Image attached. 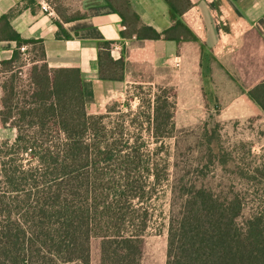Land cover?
I'll return each instance as SVG.
<instances>
[{"label":"trees","instance_id":"1","mask_svg":"<svg viewBox=\"0 0 264 264\" xmlns=\"http://www.w3.org/2000/svg\"><path fill=\"white\" fill-rule=\"evenodd\" d=\"M106 1L139 40L191 34L181 20L189 0H165L172 26L163 32L140 25L128 3L119 9L122 0ZM2 31L18 46L0 68L12 72L24 46L33 45L40 59L31 60L15 103V87L8 97L9 87L1 88L0 130L13 128L16 137L0 140V264H92L93 240L100 242V264H142L155 200L170 185L166 264H264V148L261 155L247 150L253 163L239 168L252 194L235 185L228 196L198 178H179L168 151L162 154L174 131L172 87L147 112L113 119L115 103L89 114L78 67L51 69L42 41L25 40L8 25ZM100 46V67L123 66L111 59V42ZM248 96L264 114V82ZM144 130L162 146L149 148Z\"/></svg>","mask_w":264,"mask_h":264},{"label":"crops","instance_id":"2","mask_svg":"<svg viewBox=\"0 0 264 264\" xmlns=\"http://www.w3.org/2000/svg\"><path fill=\"white\" fill-rule=\"evenodd\" d=\"M118 2L119 9L129 4L140 25L158 32L172 26L165 0ZM189 2L181 20L191 34L152 41L139 40L106 0H0V63L12 59L18 46L2 34L8 25L25 40L43 42L51 69H80L89 114L101 113L138 76L152 73L179 94L183 89L198 96L203 114L215 111L221 121L264 120L248 96L264 82V0ZM103 42H111V59L123 60V66L100 67ZM15 137L13 128L0 130L2 140Z\"/></svg>","mask_w":264,"mask_h":264},{"label":"rangeland","instance_id":"3","mask_svg":"<svg viewBox=\"0 0 264 264\" xmlns=\"http://www.w3.org/2000/svg\"><path fill=\"white\" fill-rule=\"evenodd\" d=\"M54 1L58 3V0ZM60 2L61 7L68 6L65 1ZM70 4L74 6L72 2ZM34 48L30 46L31 53L23 54V59L16 64L12 72L6 68H0V87L2 89L9 87L7 97L11 96L12 87H15L13 89V95L16 94L14 103L29 82L28 70L32 64L31 60L35 56L40 57V52ZM13 76H17L15 80ZM137 80L135 81L138 83L134 81L128 84L117 98L108 103L109 106L117 103L114 106L113 119L126 115L129 111L147 112L149 106L154 105L155 98L163 93L162 89L171 88L166 85L165 79L156 80L152 73L138 76ZM171 89L175 93L170 100L176 105L174 131L172 137L164 141L162 152L165 154L168 151L171 173L179 178L185 177L186 181L198 178L199 182L212 186L218 193L224 191L223 194L228 196L231 195L235 185L238 186L237 189L252 194L253 190L248 187L250 183H246V179H241L238 173L239 168L249 167L253 163V157L248 155L247 150L252 149L253 155L262 154L263 118L258 116L246 120L221 121L215 115V111L212 114L201 112L198 96L186 93L183 89L179 94L176 87ZM143 133L148 140L149 148L162 146V143L149 137L146 130ZM241 144H246L247 149H239ZM200 168H204L205 176L199 175ZM172 200L171 185L165 186L159 198L155 200L154 218L144 241L142 264H166L168 220ZM250 208L251 205L247 206L246 215L250 213ZM92 264H100L99 240L92 242Z\"/></svg>","mask_w":264,"mask_h":264},{"label":"built area","instance_id":"4","mask_svg":"<svg viewBox=\"0 0 264 264\" xmlns=\"http://www.w3.org/2000/svg\"><path fill=\"white\" fill-rule=\"evenodd\" d=\"M44 9H46V8L44 7ZM46 10H47V9H46ZM21 51H22L23 54H25L26 51H27V48L24 46V47L21 48Z\"/></svg>","mask_w":264,"mask_h":264}]
</instances>
